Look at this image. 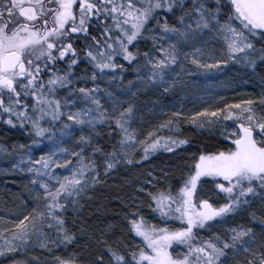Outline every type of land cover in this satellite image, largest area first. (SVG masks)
Instances as JSON below:
<instances>
[{"label": "snow or ice", "instance_id": "obj_1", "mask_svg": "<svg viewBox=\"0 0 264 264\" xmlns=\"http://www.w3.org/2000/svg\"><path fill=\"white\" fill-rule=\"evenodd\" d=\"M177 11L181 13L180 28L169 26L166 19ZM205 30L221 45V56L211 57L215 64L229 59L250 67L257 60L264 63V0H215L214 7L208 6V0H191L190 6L186 0H0V120L29 129L32 144L21 156L24 166L20 170L33 173V186L42 189V193L37 192L39 207L33 209L31 221L25 224L29 219L25 216L16 225L18 231L3 236L0 256L14 255L33 236L41 247H46L48 241L65 246L73 243L75 237L65 226L64 213L69 206L73 211L77 209L79 198L90 187L89 181L99 183L95 162L85 161L83 156L86 147H92L94 154L102 153V149L92 146L91 135L81 137L83 147L77 146L80 151L69 154L56 143L54 150L43 153L33 163L31 148L43 139H53L45 124L55 125L67 116L71 126H62L63 137L70 135L76 125L82 126L81 131L87 126L96 132L98 124L114 123L121 138L119 148L104 157L106 175L128 156L129 147L139 144L146 158L160 149L173 152L188 143L186 139L157 134L160 129H171L172 121L160 124L145 140L138 141L129 125L133 105L122 110L113 105L109 111L101 103L96 80L109 72L114 75L117 68L122 70L124 65L118 64V59L129 63L143 59L150 73L144 79L167 91L175 81L166 80V74L186 55L177 44L165 46L161 42L187 40L189 34ZM149 34L153 47L141 53L138 45ZM81 39L83 46L78 48L76 41ZM202 59L201 52L193 63L199 65ZM81 63L89 66V71L77 76L75 69ZM60 64L64 66L58 67ZM89 75L92 87L78 85ZM259 103V111L251 100L243 108L225 104L226 114L220 108L210 113L203 110L210 124L220 118L233 122L228 137L232 147L193 157L194 170L178 188L152 185L154 190L140 189L148 199L133 205L136 210L128 218L129 230L140 238V244L112 247L101 238L98 242L107 247V264H224L228 251H236L238 246L250 250L257 240L251 228H230L223 236L214 234L207 239L199 233L214 223H224L241 207H250L255 198L264 201V98ZM192 123L197 121L193 119ZM0 151L5 149L0 147ZM69 155L76 158L75 162L63 159L61 163V156ZM61 169L68 175L61 178ZM202 177L210 178L208 182L215 185L217 194H223L225 203L199 197L197 185L203 182ZM145 205L152 220L158 218L163 227L149 222L141 211ZM176 221L180 227L168 226ZM45 223L55 232V239L41 231ZM3 233L8 229L0 230V235ZM55 264H75V257H56ZM95 264H106L104 256L100 255ZM247 264H257V260L250 259ZM259 264H264V251L259 253Z\"/></svg>", "mask_w": 264, "mask_h": 264}, {"label": "rangeland", "instance_id": "obj_2", "mask_svg": "<svg viewBox=\"0 0 264 264\" xmlns=\"http://www.w3.org/2000/svg\"><path fill=\"white\" fill-rule=\"evenodd\" d=\"M186 4L190 6L191 0H186ZM208 6L214 7L215 0H208ZM227 11L228 9L225 8L224 12L227 13ZM180 15L179 11L175 14H169L166 17L169 26L175 25L180 28L181 25L178 22ZM163 19L164 17L161 18L162 22ZM161 43H164L165 46L167 43L177 44V47L181 48L186 55V58L181 56L180 65L173 66L165 76L166 80L175 81L172 87L164 91V87L153 86L144 79L150 73L149 67L145 66L143 59L127 64L117 62L124 65L122 70L117 68L114 75L109 72L107 76L96 80V84L99 85L101 91L103 106L111 111L113 105L122 110L132 104L133 112L129 125L130 131L134 130L136 132L138 141L145 140L147 134L159 128L160 124L172 121L174 126L171 129H160L157 134L162 137H178L183 128H191L198 135L215 137L229 143L232 147L231 140L228 137L232 127H234L233 122L220 118L216 123L210 124L208 122L210 117L205 115L203 110L207 109L209 113L216 108L224 110L225 104L230 106L239 104L243 108L245 103L251 100L259 111L262 107L259 103L260 99L264 98V63L257 60L256 64L250 67L245 63L229 59L227 62L215 64L211 57L221 56V45L206 30L203 33L189 34L187 40H165ZM259 46L257 45V47ZM152 47L153 40L150 34L142 39L138 45L141 53L150 51ZM196 49H200L203 53V59L199 65L193 63L194 58H200L201 56V52H196ZM205 64L208 66H202ZM85 71H89V66L85 63H81L75 69L77 76H81ZM77 83L80 86H93L90 75L80 79ZM109 93L111 94L110 97ZM60 95L63 97L64 93L61 92ZM224 111L226 114L227 110ZM196 112H200L201 116H195ZM175 113H180V116H176ZM193 119L197 123H192ZM63 125L71 126L67 116H64L62 121L55 125L45 124V127L49 128L53 139L52 141L43 139L39 146L31 148L33 163L43 153L54 150L53 146L56 143H59L60 148L67 149L69 154L72 151H80L77 146L81 145V137L90 135L92 136V146L102 149V153L94 154L92 147L85 148L84 159L85 161L91 159L95 162L99 171V183L92 184L89 181L90 187L82 198H79L77 209L73 211L72 207L69 206L67 212L64 213L65 222L68 221L72 225L69 230L65 223L66 228L75 237L74 242L65 246L63 244H52L48 241L46 247H41V242L36 236H33L31 241L23 245L14 255L0 256V260L12 259L18 255L23 258L22 264H51V262L55 263L56 257L66 259L73 256L75 257V264H95L96 259L103 255L107 264L109 260V256L106 254L107 247L102 242H98L101 241V238L106 240L107 244L112 247L138 246L140 244V238L135 237V234L129 230L128 218L136 210L133 205L139 204L141 200L147 201L148 199L140 189L154 190L152 185L165 188L162 178L165 175L164 170L168 167L165 164H169L170 161H166L165 166L162 165L160 170L153 165L140 169L139 172H135L133 176H130L122 187L118 188L113 183L117 180L116 171L119 168L126 170L132 167L137 161V156L143 154V148L139 144L129 147L126 150L128 156L122 159L117 167L109 170L106 175L104 157L107 153L119 148L121 136L116 125L114 123L103 126L98 124L96 132H93L87 126H83V131H81L82 126L76 125L70 135L66 134L61 137ZM13 128L18 131L19 137H22L24 142L14 141L7 145L0 141V147L5 149V151H0V194L15 186L19 196H16L11 202H6L0 198V230L8 229V233L0 235V246H3L5 242L4 235L19 230L16 225L19 224L20 220L27 216L29 219L25 221V224L31 221L33 209L39 207L37 192L42 193L39 185L34 187L32 184L34 174L26 170H20L24 166L20 163L21 156L28 152L29 146L32 144L30 131L27 127L23 129L19 126ZM97 132L99 135L96 134ZM20 145L25 147L21 149ZM81 146L83 147V145ZM60 159L62 163L63 159L75 162L76 158L69 155L68 157L61 156ZM129 160L131 163L128 162ZM194 163L191 170H194ZM13 164H16L17 167L13 168ZM59 174L63 178L68 175V172L61 169ZM149 181L152 184H149ZM205 183L206 185L203 184L204 186L200 190L202 192L212 191L211 183L208 181ZM200 190L197 193L202 198ZM207 195H204V197L207 198ZM99 200L100 202H98ZM144 208H147L146 205L141 206V209ZM236 214L227 217L221 225L227 227V231L230 228H251L257 240L255 244L251 245L249 251H245L239 246L236 251H228V258L224 261V264H247L250 259H256L257 264H259V253L264 251V247H262L264 245V229L259 227L261 225H258V222L256 224L258 227L255 228L252 220L248 221L250 224L248 226L249 224L247 225L241 221L246 219L240 214ZM93 218L94 220L91 221ZM149 222L163 227L158 218L152 220L150 216ZM213 225L215 223L207 229H212ZM168 226L178 228L180 222L169 223ZM41 231L50 234L55 239V232L50 231L47 223L42 226ZM206 233H199V235L205 239L212 236L211 233L207 231ZM242 239H248V237ZM253 252L255 255H253ZM10 264H21V262L14 261Z\"/></svg>", "mask_w": 264, "mask_h": 264}, {"label": "trees", "instance_id": "obj_3", "mask_svg": "<svg viewBox=\"0 0 264 264\" xmlns=\"http://www.w3.org/2000/svg\"><path fill=\"white\" fill-rule=\"evenodd\" d=\"M76 46L78 48L83 46V39L78 40ZM117 62L127 64V61H123L122 58L118 59ZM83 64V63H82ZM19 133L12 126L7 125L3 120H0V141L4 142L7 145H10L14 141H18L19 143H23L24 140L22 137H19ZM179 139H186L188 143L184 145H180L173 152H167L163 149H160L156 152L151 153L146 158L144 157V153L141 156H137V161L134 163L132 167L124 170L123 168H119L116 171L117 180L113 181L114 185L122 187L124 183L128 180L130 176H133L135 172H139L142 168H148L149 166H155L157 169H161V166L165 164L166 161H170L166 170H164V174L162 178V183L165 185V188L171 185L173 188H178L183 178H186L190 174V170L193 167L192 164L195 162L193 157L198 158L201 153H215L219 150H225L229 147V143H226L222 140H219L215 137H206L204 135H198L191 128H183L180 132ZM164 165V166H165ZM202 180V178H201ZM200 186V182H198L197 188ZM11 187V186H10ZM18 191L15 186L11 187V189L5 191L0 194V198L6 202H11L18 195ZM99 198V197H98ZM101 199V198H100ZM97 201V200H96ZM256 201V199H254ZM100 202V200L98 201ZM110 202V200H109ZM103 203V202H102ZM101 203V204H102ZM248 205H245L238 209L235 213L240 214L243 218L252 220V222H258L257 214H248L245 213V208L248 209ZM258 209V207H257ZM141 211L148 216H151L149 210L146 208L141 209ZM255 217V218H254ZM91 219V221H93ZM244 221V220H241ZM93 224V223H92ZM67 228H71L72 225L69 222H66ZM10 262H14L12 259L0 260V264H10ZM15 262H23V258H18ZM51 264H55L52 263Z\"/></svg>", "mask_w": 264, "mask_h": 264}, {"label": "flooded vegetation", "instance_id": "obj_4", "mask_svg": "<svg viewBox=\"0 0 264 264\" xmlns=\"http://www.w3.org/2000/svg\"><path fill=\"white\" fill-rule=\"evenodd\" d=\"M76 44H77V41H76ZM64 65L63 64H60L58 65V67H63ZM210 178H203L202 177V183L200 182V186L197 188V192L198 190L202 189L204 185H206L205 182H207ZM204 184V185H203ZM211 187H212V191H209V192H202L201 190L199 191L200 194H202V198H206L204 197V195H207V198L210 199V202H213V203H216V202H219V203H225L226 200L223 197V194H217V191L215 190V185L213 183H211ZM211 192V193H210ZM200 197V196H199ZM256 201H254L250 207H248V209L245 208V213H248V214H257V217H258V225L260 224L261 225V218H264V201H262L261 199L259 198H255ZM258 207V209H257ZM230 216H233V213L232 214H229L228 217ZM243 223L245 224H249L248 220L246 219L245 221H242ZM254 223V227H258L257 222H253ZM252 225V224H251ZM250 226V224L248 225ZM253 226V225H252ZM261 227V226H259ZM206 231L208 233H211V235L213 236L214 234L215 235H225L227 234V227H223L221 225V223H215V225L212 226V229H203L200 234H203L204 232L206 233ZM207 234V233H206Z\"/></svg>", "mask_w": 264, "mask_h": 264}, {"label": "bare ground", "instance_id": "obj_5", "mask_svg": "<svg viewBox=\"0 0 264 264\" xmlns=\"http://www.w3.org/2000/svg\"><path fill=\"white\" fill-rule=\"evenodd\" d=\"M75 228H76V227H75ZM18 258L20 259L21 257L18 256V255H16V257H15V258H12V260H13V261H16Z\"/></svg>", "mask_w": 264, "mask_h": 264}]
</instances>
